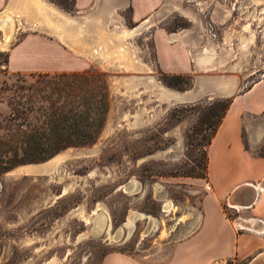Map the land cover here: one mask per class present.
<instances>
[{
	"label": "rangeland",
	"instance_id": "1",
	"mask_svg": "<svg viewBox=\"0 0 264 264\" xmlns=\"http://www.w3.org/2000/svg\"><path fill=\"white\" fill-rule=\"evenodd\" d=\"M51 1L67 9L73 7V0ZM170 7L159 26L166 29L168 42H174L168 36L176 31L193 38L186 39L193 42L187 45L193 72L183 74V81L168 82L167 73L157 66L155 40L147 34L137 45L161 84L183 92L192 89L201 75L240 77L253 71L250 79H255L264 74V0H170ZM205 49H215L212 53L218 56H211L210 62L200 67L196 57ZM87 69L106 75L111 101L106 124L98 140L89 145L94 152L74 155L79 149L69 147L59 152L70 154L51 172H16L22 167L19 164L0 174V264H101L111 251L162 263L185 234L178 218L182 204L198 207L203 199L206 179L182 173L201 172L215 122L233 93L163 101L145 83L115 82L108 70ZM39 73L10 70L8 49L0 51V144L9 139L8 125L21 123L19 118L11 120L13 107L20 111L33 107L31 118L35 121L40 115L38 107L49 105L45 93L32 85ZM217 104V115L212 114ZM2 148L0 156L13 154ZM131 179L139 183V190L124 189ZM166 200L175 204L171 211L163 207ZM100 211L109 216L113 231L133 213L144 217L137 218L131 235L126 230L125 237L111 241L105 232L90 233ZM150 214L156 225L145 234ZM172 226L175 229L168 235Z\"/></svg>",
	"mask_w": 264,
	"mask_h": 264
},
{
	"label": "crops",
	"instance_id": "2",
	"mask_svg": "<svg viewBox=\"0 0 264 264\" xmlns=\"http://www.w3.org/2000/svg\"><path fill=\"white\" fill-rule=\"evenodd\" d=\"M169 2L73 0L75 11L72 12L51 0H0V41L5 40L7 27L12 25L15 30L13 43L11 39L7 40L9 46L0 47V51L8 49V67L12 71H83L93 66L112 72L110 79L115 82L129 80L133 83L137 81L135 79L154 77L151 63L137 45L138 39H145L150 34L155 40L157 66L167 74H189L193 67L187 45L193 42L182 38L180 31L171 33L168 40L174 42H168L166 29L158 23L169 12ZM57 25L73 37H62L63 30ZM129 29L136 31L129 35L126 33ZM197 61L196 57L199 65ZM253 73L249 71L240 77L235 74L201 75L191 91H183L194 95L191 99L209 93H233V96L208 147L205 194L198 207L182 204L178 218L185 234L178 238L171 257L162 263H147L133 254L111 251L101 264H229L230 261L264 264V74L250 79ZM231 76L237 78L234 80ZM246 79H249L248 84L242 86ZM220 81H228L227 89L220 87ZM215 83L219 87L213 85ZM40 163L21 166L40 167Z\"/></svg>",
	"mask_w": 264,
	"mask_h": 264
},
{
	"label": "trees",
	"instance_id": "3",
	"mask_svg": "<svg viewBox=\"0 0 264 264\" xmlns=\"http://www.w3.org/2000/svg\"><path fill=\"white\" fill-rule=\"evenodd\" d=\"M67 9L66 7H64ZM67 10L74 12V5ZM34 76V75H32ZM168 82L185 80L183 74H166ZM189 85V82H186ZM35 90L44 92L49 105H41L35 121L31 118L33 107L21 111L12 108L11 120L21 123L8 125L9 139L0 144L2 151L12 155L0 156V174L19 164L43 162L69 147L94 144L107 121L110 110V91L107 77L98 70L62 71L39 73L32 83ZM232 97L224 103L221 115L215 122L213 135L221 123ZM44 106V107H43ZM219 104L212 110L217 115ZM43 116V118H41ZM24 126V127H23ZM213 137V136H212ZM212 138L209 140V144ZM208 153L201 162V172H185L184 176H208ZM181 175V174H172Z\"/></svg>",
	"mask_w": 264,
	"mask_h": 264
},
{
	"label": "bare ground",
	"instance_id": "4",
	"mask_svg": "<svg viewBox=\"0 0 264 264\" xmlns=\"http://www.w3.org/2000/svg\"><path fill=\"white\" fill-rule=\"evenodd\" d=\"M254 1H256V0H254ZM38 3V2H37ZM170 3V2H169ZM200 3V2H199ZM163 6H165V4L163 5ZM172 6V5H171ZM174 6V5H173ZM41 7V6H40ZM171 8V7H170ZM177 8V7H176ZM18 9V8H17ZM44 10H45V8H43ZM166 9H168V8H166ZM40 10V9H39ZM43 10V11H44ZM48 10V9H47ZM58 10V9H57ZM42 11V12H43ZM161 11V10H160ZM168 11H169V9H168ZM52 12V11H51ZM24 13V12H23ZM41 13V12H40ZM168 13V12H167ZM189 13V12H188ZM163 14H165L164 12H163ZM185 14V13H184ZM29 15V14H28ZM36 15H37V13H36ZM42 15H43V13H42ZM64 15V14H63ZM195 15V14H194ZM68 16V15H67ZM64 17V16H63ZM69 18V17H68ZM151 18V17H150ZM42 19V18H41ZM59 19V18H58ZM61 19V18H60ZM66 20H68V19H66ZM158 20V19H157ZM161 20V19H160ZM146 21V20H145ZM28 22V21H27ZM56 23V22H55ZM143 23V22H142ZM54 24V23H53ZM61 24V23H60ZM56 24H54V26H55ZM67 25H68V23H67ZM142 25H144V24H142ZM57 26H59V25H57ZM72 26V25H71ZM147 26V25H146ZM2 27V26H1ZM148 27V26H147ZM57 28H59V30H63V32H61V35H63L62 37H64V36H68V35H70V37H73V34H66L65 33V31H64V28L63 27H61L60 28V26L59 27H57ZM144 28V27H143ZM142 28V29H143ZM203 28V27H202ZM55 29V28H54ZM71 29V28H70ZM93 29V28H92ZM13 27H12V25H10L9 27H7V30L5 31V40L4 41H0V47H6L7 45H8V42H7V40L9 41L10 39H12L13 38V33L15 32V30H14V32H13ZM58 30V31H59ZM90 30V29H89ZM95 30H96V27H95ZM122 30V29H121ZM124 30H125V27H124ZM55 31V30H54ZM57 31V30H56ZM69 31V30H68ZM77 31V30H76ZM80 31V30H79ZM86 31V30H85ZM123 31V30H122ZM136 31V29L135 30H130L129 29V31H126V33H129V35H131V34H134V32ZM251 31V30H250ZM249 31V32H250ZM59 32V33H60ZM83 32V31H82ZM93 32H94V29H93ZM113 32V31H112ZM114 32H116V31H114ZM121 32V31H120ZM242 32V31H241ZM62 33H64V34H62ZM85 33H87V32H84L83 34H85ZM105 34H108V33H106V32H104ZM118 33V32H117ZM240 33V32H239ZM79 34V33H78ZM188 34V35H187ZM187 34H183V36L184 37H182V38H186L188 41H191V39H193L190 35H189V33H187ZM255 34V33H254ZM75 35V34H74ZM88 35H90V34H88ZM87 35V36H88ZM103 35V34H102ZM119 35V34H118ZM123 35H124V33H123ZM175 35V34H174ZM253 35V34H252ZM97 36V35H96ZM104 36V35H103ZM181 35H177V37H180ZM193 36V35H192ZM199 36V35H198ZM91 37V36H90ZM124 37H125V35H124ZM97 38H98V36H97ZM106 38V37H105ZM121 38L122 37H119V39L121 40ZM75 39H77V38H75ZM84 39V38H83ZM93 39H95V38H93ZM99 39H101L100 37H99ZM80 40V39H79ZM87 40V39H86ZM89 40H90V38H89ZM123 40V39H122ZM12 41V40H11ZM112 41V40H111ZM115 41V40H114ZM75 42H76V40H75ZM87 42V41H86ZM100 43H102V42H100ZM195 43V42H194ZM83 44V43H82ZM108 44V42L106 41V45ZM214 44V43H213ZM80 45V44H79ZM79 45H77V47L79 46ZM120 46H121V44H119ZM9 46V45H8ZM87 46V45H86ZM123 46V45H122ZM132 46V45H131ZM210 46H211V43H210ZM209 46V47H210ZM75 47H76V45H75ZM74 47V48H75ZM80 47V46H79ZM83 47H84V45H83ZM108 47V46H107ZM107 47H106V50L108 51V49H109V47H110V44H109V47H108V49H107ZM113 47H115V46H113ZM112 47V48H113ZM214 47H216V46H214ZM85 48V47H84ZM84 48H82V49H84ZM105 48V47H104ZM112 48H110L111 50H113ZM124 48V47H123ZM128 48V47H127ZM224 48V47H223ZM87 49V48H86ZM93 49H95V48H93ZM92 49V50H93ZM125 49V48H124ZM130 49V48H129ZM210 49V48H209ZM209 49H205L204 51H203V53L202 54H200V55H198L197 56V62H198V64L200 65V67L201 66H206V64L208 63V62H210V60H211V56H218V54H216V55H214V53H212V52H214V50H209ZM102 51H106V50H103V48L101 49ZM100 50V51H101ZM121 50V49H120ZM133 50V49H132ZM135 50V49H134ZM80 51V50H79ZM89 51V50H88ZM110 51V50H109ZM108 51V52H109ZM119 51V50H118ZM131 51V50H130ZM226 51V50H225ZM93 52H95V51H93ZM112 52V51H111ZM111 52H109V54L111 53ZM132 52V51H131ZM245 52V51H244ZM105 53V52H104ZM108 54V55H109ZM112 55H113V52L111 53ZM118 54L120 55L121 54V52L119 53L118 52ZM126 54H127V51H126ZM125 54V55H126ZM133 54V53H132ZM124 55V56H125ZM134 55V54H133ZM114 57V56H113ZM131 57H133V56H131ZM114 58H116L117 59V57H114ZM122 58V57H121ZM244 58V57H243ZM213 59H214V57H213ZM212 59V60H213ZM219 59V58H218ZM222 59V58H221ZM122 60V59H121ZM133 60L135 61V59L133 58ZM263 60V59H262ZM124 61V60H123ZM125 61H128V59L127 60H125ZM124 61V62H125ZM130 61V63H131V60H129ZM134 61H133V63L132 64H134ZM214 61H216V60H214ZM214 61H212V63L214 62ZM222 61V60H221ZM140 63V62H139ZM138 63V64H139ZM124 64H126V63H124ZM123 64V65H124ZM218 64H219V62H218ZM263 64V63H262ZM122 65V64H121ZM247 65V64H246ZM240 66V65H239ZM128 67H131V66H128ZM133 67V66H132ZM139 68V66L138 65H136V68ZM237 68V67H236ZM232 69H233V67H232ZM148 76V75H147ZM145 77V76H144ZM232 77V76H231ZM141 78V77H140ZM143 78V77H142ZM233 78V77H232ZM237 78V77H236ZM235 78V79H236ZM234 79V78H233ZM234 79V80H235ZM135 80H137L136 81V83H145V84H147V86H149V87H152L153 89H155L156 90V94H157V96H158V98L160 99V100H163V101H186V100H191V98L194 96V95H192V94H188L187 92L185 93V92H181V91H177V90H173L172 88H168L167 86H164L163 84H161L159 81H157L156 79H155V77H148V78H146V79H144V80H140V79H135ZM138 80H140V81H138ZM221 80H222V78H221ZM129 81V80H128ZM237 81V80H236ZM228 82V81H227ZM226 81H220V82H218L219 84H220V87L221 88H223V89H227V87L229 86V84L227 83ZM202 83V82H201ZM204 83H206V80L204 79ZM210 83V82H209ZM227 84H228V86H227ZM234 84V83H233ZM239 84V83H238ZM206 85H207V83H206ZM213 85H217V83H215V84H213ZM200 86V85H199ZM198 86V87H199ZM218 86V85H217ZM216 86V87H217ZM231 86V85H230ZM235 86H236V84H235ZM214 87V86H213ZM219 87V86H218ZM233 87H234V85H233ZM215 88V87H214ZM230 88V87H229ZM210 89V88H209ZM211 89H213V88H211ZM195 90H196V88H195ZM215 90V89H214ZM217 90H219V89H217ZM217 90H215V91H217ZM229 90V89H228ZM232 90V89H231ZM191 91V90H190ZM197 91V90H196ZM200 90H198L197 92H199ZM202 91V90H201ZM221 92H222V89L220 90ZM196 92V93H197ZM192 93V92H191ZM203 93H204V91H203ZM201 94H202V92H201ZM197 95V94H196ZM195 95V96H196ZM194 99V98H193ZM179 146V148H181V145H178ZM177 148V147H176ZM168 151V150H167ZM70 152V151H69ZM168 152H166V154H167ZM70 153H63V154H60V153H57V154H55L53 157H51L50 159H48V160H46V161H44V162H41L40 164V167H28V168H23V167H21L20 169H18L16 172H26V171H28V172H51L52 170H54L57 166H58V164H59V162L65 157V156H67V155H69ZM171 155V154H170ZM32 165V164H31ZM13 173V172H12ZM1 187V186H0ZM123 187H124V189H127V190H129V191H137V190H139V187H140V185H139V183L137 182V181H135L134 179H131V180H129V181H127L124 185H123ZM160 187V186H159ZM163 200V199H162ZM163 207L164 208H166L168 211H171L172 209H174L175 208V204L171 201V200H166L165 202H164V205H163ZM98 208V207H97ZM95 212V211H94ZM95 214V213H94ZM151 215V214H150ZM144 217V214L143 213H133L128 219H127V221L124 223V224H122V225H120L119 226V229L118 230H116V231H113L112 230V227H111V222L109 221V216H107V214L106 213H104V212H102V211H100V212H97L96 213V216L94 217V223H93V226H92V228H91V230H90V233L91 234H93V235H97L95 232H96V230H98V231H100V232H102V233H104L105 232V237L107 238V239H109V240H111V241H117V240H120L121 238H123V237H125V235H126V230H128V235H131V232L134 230V227H135V222H136V220H137V218H139V217ZM148 219L149 220H153V224L150 226H146V228H145V230H144V233L145 234H147V233H149V232H151L153 229H154V227H155V225H156V218L154 217V216H148ZM176 219V218H175ZM139 220V219H138ZM93 221V220H92ZM181 221V220H180ZM114 229V228H113ZM173 229H175L174 228V226H172V229L171 230H167V234L169 235L170 234V231H172Z\"/></svg>",
	"mask_w": 264,
	"mask_h": 264
},
{
	"label": "water",
	"instance_id": "5",
	"mask_svg": "<svg viewBox=\"0 0 264 264\" xmlns=\"http://www.w3.org/2000/svg\"><path fill=\"white\" fill-rule=\"evenodd\" d=\"M72 148H77L79 149L78 151L73 152L74 155H79V154H91L94 152V147L93 146H81V147H72ZM81 148V149H80ZM0 186H1V181H0ZM97 235H101L102 232L96 230L95 232Z\"/></svg>",
	"mask_w": 264,
	"mask_h": 264
},
{
	"label": "flooded vegetation",
	"instance_id": "6",
	"mask_svg": "<svg viewBox=\"0 0 264 264\" xmlns=\"http://www.w3.org/2000/svg\"><path fill=\"white\" fill-rule=\"evenodd\" d=\"M152 224H153V220H149V219H148L147 226H149V225L151 226ZM118 229H119V227H118L116 230H118Z\"/></svg>",
	"mask_w": 264,
	"mask_h": 264
}]
</instances>
